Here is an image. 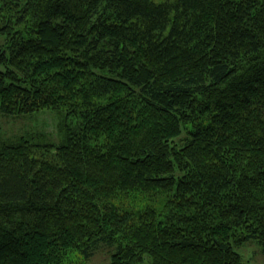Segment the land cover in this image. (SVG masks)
<instances>
[{"label":"trees","instance_id":"obj_1","mask_svg":"<svg viewBox=\"0 0 264 264\" xmlns=\"http://www.w3.org/2000/svg\"><path fill=\"white\" fill-rule=\"evenodd\" d=\"M44 112L0 140V264L264 255V0H0V117Z\"/></svg>","mask_w":264,"mask_h":264},{"label":"rangeland","instance_id":"obj_2","mask_svg":"<svg viewBox=\"0 0 264 264\" xmlns=\"http://www.w3.org/2000/svg\"><path fill=\"white\" fill-rule=\"evenodd\" d=\"M164 0H156V3H160ZM76 122V121H75ZM58 118L50 112H44L35 114L30 118L23 119H10L0 117V140L1 139H15L19 136L24 135L26 132L45 133L49 135V140L56 142L60 141L61 134H58ZM129 200L125 201L128 206L131 203L133 206L148 205L150 207L161 208L163 197L152 199L147 201L143 196L136 195L135 193H126ZM27 230L24 229L23 233L26 234ZM22 235V234H21ZM21 235H18L13 239L16 243V247H12V255H17L20 251L21 244L23 243ZM23 236V235H22ZM10 251V250H9ZM244 257L248 264H264V255L256 244H248L238 250ZM66 257L64 258V264H110V253L102 251L98 253L90 261H86L84 256L77 250H68ZM63 264V263H62Z\"/></svg>","mask_w":264,"mask_h":264}]
</instances>
